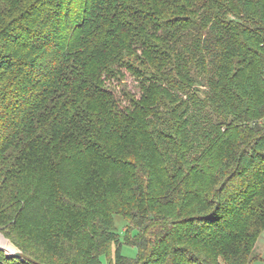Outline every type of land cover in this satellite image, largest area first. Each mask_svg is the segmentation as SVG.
I'll return each mask as SVG.
<instances>
[{
    "label": "trees",
    "instance_id": "16d2710c",
    "mask_svg": "<svg viewBox=\"0 0 264 264\" xmlns=\"http://www.w3.org/2000/svg\"><path fill=\"white\" fill-rule=\"evenodd\" d=\"M0 232V264H255L264 0H0Z\"/></svg>",
    "mask_w": 264,
    "mask_h": 264
},
{
    "label": "rangeland",
    "instance_id": "374dc122",
    "mask_svg": "<svg viewBox=\"0 0 264 264\" xmlns=\"http://www.w3.org/2000/svg\"><path fill=\"white\" fill-rule=\"evenodd\" d=\"M115 85L116 84L112 86L114 87ZM120 85L126 88L127 90H130L131 92L136 93L137 84L130 75L125 74L124 78L121 80ZM119 87H117V89ZM113 220H114V227L117 233L120 235V237H122L124 234V230H125L124 228L126 225L124 219L120 216H114ZM0 251H2L5 255H11L13 253L18 252V250L13 246V244L9 241V239L5 238L1 232H0ZM120 253L124 257L130 258V259H135L137 257V249L129 245H122L120 249ZM254 254L258 258L255 264H264V232L261 233V235L259 236L255 244ZM101 260L103 264H106V258L103 257Z\"/></svg>",
    "mask_w": 264,
    "mask_h": 264
},
{
    "label": "water",
    "instance_id": "95a60500",
    "mask_svg": "<svg viewBox=\"0 0 264 264\" xmlns=\"http://www.w3.org/2000/svg\"><path fill=\"white\" fill-rule=\"evenodd\" d=\"M8 257H14V258H19V259H27L29 260L28 258H26L23 254H21L20 252H16L12 255H8Z\"/></svg>",
    "mask_w": 264,
    "mask_h": 264
},
{
    "label": "bare ground",
    "instance_id": "6f19581e",
    "mask_svg": "<svg viewBox=\"0 0 264 264\" xmlns=\"http://www.w3.org/2000/svg\"><path fill=\"white\" fill-rule=\"evenodd\" d=\"M14 254V253H13ZM12 255V254H11Z\"/></svg>",
    "mask_w": 264,
    "mask_h": 264
}]
</instances>
